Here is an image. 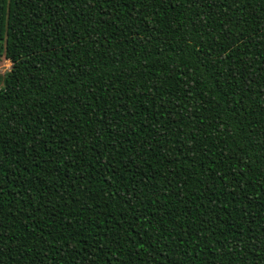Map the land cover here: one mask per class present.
Listing matches in <instances>:
<instances>
[{"label":"trees","instance_id":"obj_1","mask_svg":"<svg viewBox=\"0 0 264 264\" xmlns=\"http://www.w3.org/2000/svg\"><path fill=\"white\" fill-rule=\"evenodd\" d=\"M0 264H264V0H0Z\"/></svg>","mask_w":264,"mask_h":264},{"label":"rangeland","instance_id":"obj_2","mask_svg":"<svg viewBox=\"0 0 264 264\" xmlns=\"http://www.w3.org/2000/svg\"><path fill=\"white\" fill-rule=\"evenodd\" d=\"M11 70V63L5 58V56L0 57V89L4 85L2 78L3 76Z\"/></svg>","mask_w":264,"mask_h":264}]
</instances>
